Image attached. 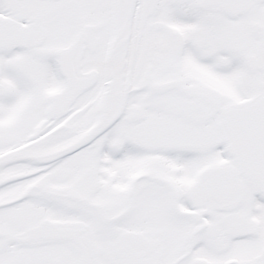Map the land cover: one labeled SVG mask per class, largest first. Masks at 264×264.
Returning a JSON list of instances; mask_svg holds the SVG:
<instances>
[{"label":"snow or ice","instance_id":"obj_1","mask_svg":"<svg viewBox=\"0 0 264 264\" xmlns=\"http://www.w3.org/2000/svg\"><path fill=\"white\" fill-rule=\"evenodd\" d=\"M0 264H264V0H0Z\"/></svg>","mask_w":264,"mask_h":264}]
</instances>
